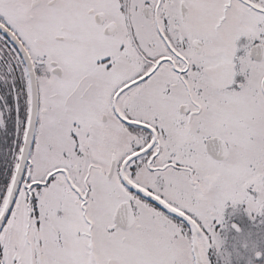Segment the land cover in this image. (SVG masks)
I'll use <instances>...</instances> for the list:
<instances>
[{
	"label": "snow or ice",
	"instance_id": "1",
	"mask_svg": "<svg viewBox=\"0 0 264 264\" xmlns=\"http://www.w3.org/2000/svg\"><path fill=\"white\" fill-rule=\"evenodd\" d=\"M0 264H264V0H0Z\"/></svg>",
	"mask_w": 264,
	"mask_h": 264
}]
</instances>
